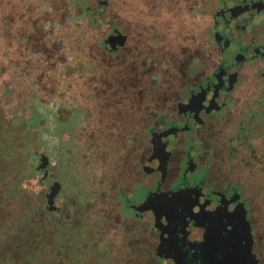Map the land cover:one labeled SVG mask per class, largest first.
I'll use <instances>...</instances> for the list:
<instances>
[{
    "label": "flooded vegetation",
    "instance_id": "flooded-vegetation-1",
    "mask_svg": "<svg viewBox=\"0 0 264 264\" xmlns=\"http://www.w3.org/2000/svg\"><path fill=\"white\" fill-rule=\"evenodd\" d=\"M80 2L79 15L97 8ZM186 3L172 35L200 15L197 65L188 71L186 61L177 78L164 61V76L148 86L150 53L135 86L122 92L142 111L125 116V124L113 128L117 136L111 138V123H89L88 104L64 105L53 95L41 102L33 94L27 98V110L35 104L43 119L42 132L36 145L32 136L24 146L10 133L4 141L0 136V240L23 242L21 248L12 242L14 250L0 242V259L15 254L16 264H264V0ZM148 27L152 51L163 33ZM103 40L96 46L106 56L99 59L127 53V31L117 51H107ZM0 58L1 72V51ZM27 80L32 85V77ZM142 83L148 89H136ZM108 90L111 98L119 92ZM99 97L102 103L92 109L114 106ZM1 101L0 84V110ZM2 202L10 211L5 216Z\"/></svg>",
    "mask_w": 264,
    "mask_h": 264
},
{
    "label": "rangeland",
    "instance_id": "rangeland-1",
    "mask_svg": "<svg viewBox=\"0 0 264 264\" xmlns=\"http://www.w3.org/2000/svg\"><path fill=\"white\" fill-rule=\"evenodd\" d=\"M96 1L88 0L87 5L97 7ZM108 1L110 4H107L104 14L96 19L95 28H88L85 18L76 20L81 13V8L77 7L74 12L69 11V0H1L0 23L2 31L6 32L7 36L0 37L2 68H4L0 72V84L2 89L5 85L9 90L18 89L13 93L12 100L23 114L30 115V111L27 110L29 105L27 98L32 94L36 95L38 102L53 95L64 105L88 104L89 123L95 122L98 127H106L107 123H111L108 126L112 130L110 135L113 138L117 136V130L113 128L123 126L125 116L131 118L135 115L139 116V112L142 111L138 102L135 103L134 99L124 97L122 92L125 94V88L135 86L133 79L135 80L139 66L144 64L145 58L150 53L151 64L154 68L145 74L148 86L155 77L164 76V61L171 63L172 69L169 71L176 73L177 78L182 75L186 61L191 60L185 69L190 71L195 68L197 61L194 56H196L195 46L200 15L194 13L188 24H184L182 28L179 26L183 22L181 14L188 0ZM195 3L196 1H193L194 5ZM4 19L10 23H5ZM111 24L122 33L125 34V31L129 33L127 53H120L115 59H99L106 54L102 47L96 46L97 42L102 41L109 33ZM175 24H179L177 36L172 35ZM149 25L157 26L159 32L163 33V37L159 39L162 47L154 42L152 51H150L151 43H148L150 40ZM19 35L27 42H21L22 40L18 39ZM174 41L176 45L171 48L170 44ZM32 46L41 48H35L36 53H32L34 49ZM15 58H19L21 62L26 61L20 64L22 70L18 77L11 72L14 70L12 63ZM10 60L11 65L5 63ZM112 61L117 64H112ZM143 68L146 70L149 67L146 64ZM30 77L34 80L35 77L39 78L36 88L28 83L27 79ZM139 79L145 80L143 76ZM151 86L157 87L158 85L153 83ZM109 87H114L119 91L118 94L114 92L116 95L114 99L105 96L112 93L108 90ZM136 89L146 90L148 87L142 83ZM100 95L106 99H112L114 106L108 109L99 107L98 111L92 109L90 105L102 103ZM148 99V96H142V100L149 101ZM127 102H130L129 106H132L130 110L125 111ZM132 103L137 106L133 107ZM35 108L36 106L33 109L38 114ZM62 109L64 113V108ZM67 114L65 110V116ZM42 120L39 119L40 124ZM32 135V140L37 138L34 134ZM21 143L24 146V143ZM2 184L1 192L4 191ZM1 211L2 216L10 212L5 208L4 202H2ZM4 235L0 226V239L5 237ZM0 242H3L5 248L9 250H14L12 242L20 248L23 245V242H16L15 238L0 240ZM15 257V254L13 256L4 255L0 259V264H16Z\"/></svg>",
    "mask_w": 264,
    "mask_h": 264
},
{
    "label": "trees",
    "instance_id": "trees-1",
    "mask_svg": "<svg viewBox=\"0 0 264 264\" xmlns=\"http://www.w3.org/2000/svg\"><path fill=\"white\" fill-rule=\"evenodd\" d=\"M74 1L75 0H69L68 9L71 12H72L71 6L73 5ZM97 2H98V0H97ZM81 4H82V2H80V0H79V3L76 4L75 8L79 7ZM107 4H110L108 0H107ZM75 8H74V10H76ZM86 12H87V10H86ZM111 28L118 29L113 24H111ZM2 35L7 36V33L2 31ZM18 39L22 40L21 42H27V40L24 39L23 37H21V35H19ZM35 48L40 49L41 47L32 46V49H33L32 53L35 52ZM5 63H7L8 65H11V60L9 62H5ZM13 63H16V69H14V70L12 69L13 71H11V72H12V74L13 73L15 74L14 75L15 77H18L20 70H22V67L20 66V64H22V63L20 62V60L18 62L13 61ZM2 65H3V62H2ZM2 70H4V68H1V72H2ZM45 75H47V74L45 73ZM2 80H4V79H2ZM38 80H39L38 77H35V80L33 79L32 85L34 88H36L38 86ZM17 90H15L14 88L12 90H9L7 85H5L4 88L2 89V101H1V110H0V126H1L0 136H1V139L4 141L6 138V133H10L12 135L13 139L15 141H17V144L22 145L21 142H23L25 144L26 140H28L30 138V136L33 137L32 134H34L38 139L39 135L42 132V127H41V124L39 123L40 113L38 111H37L38 112V114H37V113H35V110L33 109L30 112V115L26 116L20 110H18V108H17L18 105H15L16 103L13 102V100H12V96H14L13 93ZM35 98H36V95H34V100H35ZM20 103H21V101H20ZM34 106H35V104H34ZM34 106H33V108H34ZM33 142H34V144H36L37 140L33 139Z\"/></svg>",
    "mask_w": 264,
    "mask_h": 264
},
{
    "label": "water",
    "instance_id": "water-1",
    "mask_svg": "<svg viewBox=\"0 0 264 264\" xmlns=\"http://www.w3.org/2000/svg\"><path fill=\"white\" fill-rule=\"evenodd\" d=\"M77 3H79V0H75L73 2V5L71 6L72 11H74V8L76 7ZM106 7H107V0H98L97 8L89 9L85 14L76 17V20H82L83 18H86L88 20V26L94 27L96 25L95 24L96 19L94 18V14L97 13L99 16H102L104 14ZM124 44H125V34L122 33L119 29L113 30L103 40V46L109 52L117 51Z\"/></svg>",
    "mask_w": 264,
    "mask_h": 264
}]
</instances>
